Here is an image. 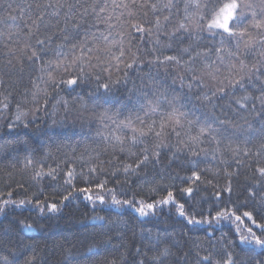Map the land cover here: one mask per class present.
Instances as JSON below:
<instances>
[{
	"label": "snow or ice",
	"instance_id": "1",
	"mask_svg": "<svg viewBox=\"0 0 264 264\" xmlns=\"http://www.w3.org/2000/svg\"><path fill=\"white\" fill-rule=\"evenodd\" d=\"M208 39L212 43H203ZM134 41L151 44L153 55L146 63ZM121 66L123 75L113 79V69L120 73ZM145 66L148 83L136 102L113 100L115 86L128 83V70ZM161 69L175 72L172 82L179 81V88L160 90L150 73ZM25 76L22 95L25 100L31 97L33 120L41 110L47 114L49 106L53 115L61 105L67 113L70 101L60 93L71 95L86 83H95L90 99L100 122L96 135L102 147L89 172H107L109 178L98 179L95 188L111 196L112 206H128L139 217H150L170 205L189 233L200 231L202 225L233 223L231 236L222 235L216 242L223 245L222 251L214 256L216 243L210 241L205 255L196 252V264H264V0H0L4 109L13 96L9 89ZM149 87L155 91L144 90ZM81 104L87 108L82 97ZM28 114L17 103L5 135H14L20 126L28 129ZM101 154L111 158L99 160ZM93 159L89 155V161ZM26 161V167L33 165L32 151ZM213 162L215 166H210ZM173 164L179 170H172ZM57 169L59 164L47 171L42 165L32 168L31 179L37 184L46 177L56 181ZM78 175L84 173L69 168L64 184L74 190ZM133 177H142L150 186L151 202L134 196L118 199L116 189L107 187L112 180L122 188ZM17 187L27 195L25 184ZM79 191L91 193L92 187ZM13 195L9 191L8 199L0 200V213L33 200L41 215L45 210L59 211L56 203L40 199L42 190L19 202ZM72 197L73 191H68L61 202ZM86 199L95 205L92 195ZM96 199L105 202L102 194ZM19 223L25 231L33 230L32 224ZM145 231L142 240L147 243L136 248L133 264H168L183 234L162 238L159 232ZM0 232L9 237L13 227L0 225ZM237 248L247 259L238 258ZM189 255L185 252L174 264H187ZM33 262L31 258L26 264ZM2 264H11L7 256Z\"/></svg>",
	"mask_w": 264,
	"mask_h": 264
},
{
	"label": "trees",
	"instance_id": "2",
	"mask_svg": "<svg viewBox=\"0 0 264 264\" xmlns=\"http://www.w3.org/2000/svg\"><path fill=\"white\" fill-rule=\"evenodd\" d=\"M203 43H212V40L208 39ZM134 44L141 49L139 55L145 63L152 58L149 42L134 41ZM133 50L135 51L136 48ZM124 71L123 66H121L120 73H116L113 69V79L116 75L122 76ZM128 71V83L115 86V95L112 99L126 102L131 98L135 103L136 97L143 94L141 89L148 83L149 71L146 66L140 71L135 67ZM169 73L166 74L163 69L158 73L156 71L150 73L155 78V82L160 85L161 91L165 88H179V81L175 85L172 82L175 72L169 69ZM26 84L27 76L15 89H9L13 92V96L8 109H4L3 103H0V137H2L0 145L3 146L0 148V200L8 199L9 191L14 193L12 199L19 202L20 199H29L42 190L44 196L40 199L45 200L46 198L47 203H56L59 211L53 214L45 210V213L41 215L35 200L32 204L22 208L6 207L5 211L0 213V225L4 228L11 225L13 234L5 237L3 232H0V264L5 256L11 264H26L31 258H34L33 264H109L112 260H115L116 264H133L136 258V248L142 243H147V240H142V235H147L146 229H151L153 235L159 232L162 238L166 234L174 233L178 238L183 234L179 239V250L173 248L176 255L169 258L168 264H174L178 258L183 257L185 252L190 253L187 264H196L198 250L203 256L206 254L205 249L211 248L210 241L216 243L222 235L231 236L235 224L230 222L214 224L212 228L202 225L200 231L189 233L183 227L182 218L170 205L163 206L162 209L157 210L156 215L150 217H139V214L128 206L119 208L112 206L111 196L95 188L98 179L109 178L107 172L103 174L89 172L93 164L98 162L95 158L99 148L102 147V142L96 135L100 122L92 110L90 99L95 83H86L71 95L66 92L60 93L70 101V110L67 113L61 105L56 108L55 115H53V109L49 106L47 114L41 110L36 113L35 120L31 112L33 108L31 97L25 100L22 95ZM208 85L211 87L210 81ZM144 90L155 91L151 87ZM81 97L87 104V108L82 106ZM149 98L151 99V96ZM17 103L21 104L23 110L28 111L26 119L31 123L28 129L20 126L15 129L14 135L6 136V125L14 119ZM40 103L42 105L43 101L41 100ZM109 106L105 105V107ZM99 111L102 109H96V112ZM238 122L243 124V120ZM171 141L175 143L174 136ZM29 151H32L33 165L26 167V157ZM89 155L94 158L92 162L89 161ZM110 158L106 154L99 156V160L104 161ZM57 164H59V169H57L59 175L56 181L46 177L37 184L31 179L32 168H39L42 165L47 171L49 166L56 168ZM204 166L205 164H201V167ZM210 166H215V162ZM104 167L107 169L108 165L105 164ZM69 168H75L78 174L84 173V176L78 175L74 181L76 185L74 190L63 182ZM172 170L179 169L173 164ZM183 174L181 172V175ZM85 177L88 183H85ZM120 178L123 179V177ZM240 180L243 181V174ZM164 182H168L167 177ZM19 184L26 185L27 195L18 189ZM89 186L92 187L91 193L79 191ZM107 187L116 189L118 199H133L134 196L137 201L145 199L151 202L150 186L145 184L142 177H133L131 183L122 188L110 180ZM68 191H73V197L69 201L61 202L62 197L67 195ZM98 193L105 197L103 204L96 199ZM89 194L96 201L95 205L86 199ZM94 216L104 217V220H94ZM20 221L32 224L33 230L25 231ZM204 229L207 231L205 232ZM197 243L200 246L199 249L196 247ZM222 248V244L216 243V248L213 250L214 256L218 251H222ZM235 252L239 259H247V255L241 253L238 248ZM151 255L150 252L149 256Z\"/></svg>",
	"mask_w": 264,
	"mask_h": 264
}]
</instances>
